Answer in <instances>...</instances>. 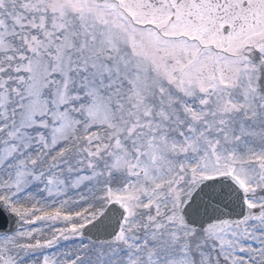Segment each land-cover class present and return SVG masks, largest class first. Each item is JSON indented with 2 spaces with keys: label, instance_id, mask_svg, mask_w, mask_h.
<instances>
[{
  "label": "snow or ice",
  "instance_id": "obj_1",
  "mask_svg": "<svg viewBox=\"0 0 264 264\" xmlns=\"http://www.w3.org/2000/svg\"><path fill=\"white\" fill-rule=\"evenodd\" d=\"M0 264H264V0H0Z\"/></svg>",
  "mask_w": 264,
  "mask_h": 264
}]
</instances>
